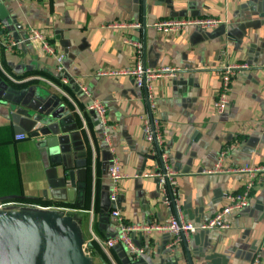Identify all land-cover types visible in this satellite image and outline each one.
I'll return each instance as SVG.
<instances>
[{
	"label": "crops",
	"instance_id": "0c3cea01",
	"mask_svg": "<svg viewBox=\"0 0 264 264\" xmlns=\"http://www.w3.org/2000/svg\"><path fill=\"white\" fill-rule=\"evenodd\" d=\"M205 18L221 24L209 31L155 28L161 21ZM130 24L139 27H124ZM32 27L65 55L62 74L56 59L30 42ZM125 39L142 45L146 67L177 73L156 78L149 88H137L127 74L115 75L137 61L136 49ZM235 64L247 68L234 76L227 110L218 114L213 104L220 73ZM4 72L22 82L13 83ZM40 77L59 80L54 83L69 98ZM0 78L19 92L34 89L61 99L51 122L27 115L35 103L25 100L27 93L15 94L18 103L0 101V205L64 214L88 243L91 264L253 262L264 242V173L255 181L249 206L229 216L230 230L200 231L173 248L168 235L135 233L134 245L143 254L117 245L109 259L95 238L106 241L118 234L109 217L112 155L103 143L102 126L87 107L99 101L107 109L115 157L125 174L117 201L125 222L144 225L176 215L174 205L162 203L159 181L140 177L164 169L145 141L143 115L160 124L166 164L177 173L181 216L196 225L210 220L225 205L224 195L241 191L248 181L240 173H208L221 151L228 149L226 169L264 166V0H0ZM51 123H58L59 135L34 136L36 126ZM20 133L27 138L17 140ZM52 136L66 138L67 152L60 153L67 155L66 163L52 161L46 147L39 146Z\"/></svg>",
	"mask_w": 264,
	"mask_h": 264
},
{
	"label": "built area",
	"instance_id": "2783aa9c",
	"mask_svg": "<svg viewBox=\"0 0 264 264\" xmlns=\"http://www.w3.org/2000/svg\"><path fill=\"white\" fill-rule=\"evenodd\" d=\"M221 24L220 20L214 18H205V19H182V20H169L161 21L155 25V28L158 31L168 33V32H177L183 28L189 26L196 27L202 30L209 31L214 29ZM139 27V24H130L124 25V27ZM30 42L35 44L38 47V51L46 56H51L56 59L57 62V72L62 74L64 72V58L65 55L59 53L55 47L51 44L49 38L39 29L32 27L29 31ZM124 42L137 51V61L134 67L127 70L126 72L115 73L127 74L133 80L137 88H149L151 82L158 77L163 75L174 76L177 73V69L174 68H161L158 70H153L146 67L142 61V45L138 42H133L129 39H125ZM11 46H14L12 43ZM246 65H228L225 66L220 73L221 76V89L218 93V98L214 102L213 107L218 114H224L227 110L229 104V94L232 89L233 78L241 69H246ZM5 76L12 81L13 83L19 84V79L14 78L9 75L7 72H4ZM101 75H107L102 73ZM50 84L54 88L58 89L64 96L68 97L67 94L61 89L60 86L51 82L46 78H38ZM63 82L67 83L68 81L62 78ZM87 93V91H86ZM69 98V97H68ZM88 111L93 112L99 124L102 126V138L103 143L112 155L111 164L108 169V176L111 183L110 188V201L112 204L110 210V221L118 228V234L106 241H101L98 238H95L100 249L108 256L110 259V251L117 245H122L128 251L133 253L136 256L142 255L143 250L138 249L133 242L132 235L135 233H160L163 235H168L171 237V248L175 246H180L184 241L188 240L192 235L200 231H211V230H230L231 223L228 221L229 216L234 213L243 211L249 206L251 192L254 189L255 181L258 178L259 174L264 173V166H251L245 164L239 168H229L226 169L223 166L225 157L227 156L228 149L221 151L219 155L218 162L215 165L213 170L208 171V173H240L248 177V181L245 183L243 189L239 192L227 193L224 195L225 205L208 221L200 223L198 225L186 220L183 218L178 210V203L175 199L177 187V173L168 168L166 164L167 154L164 148V141L161 133L160 124L156 119H153L152 116L143 115V133L145 141L149 146V151L152 156H157L162 159L163 162V171H148L144 172L140 177H153L159 181V186L163 192L162 203L166 207H171L174 205L176 207V215H171L163 222L158 223H147L144 225H133L125 222L124 217L122 216L120 210L117 207V201L119 197V185L121 181L125 178V174L122 171L121 164L119 160L115 157V149L112 145L111 137L109 135V125L107 117L106 106L99 101H92L88 107ZM152 110V106H151ZM39 127L36 126L34 131ZM27 138V134L20 133L16 135L17 140H23ZM138 177V176H137ZM170 192V193H169ZM2 206V205H0ZM169 246V247H170ZM264 252V242L260 247L256 257L254 258L251 264H261L262 262V253Z\"/></svg>",
	"mask_w": 264,
	"mask_h": 264
},
{
	"label": "water",
	"instance_id": "95a60500",
	"mask_svg": "<svg viewBox=\"0 0 264 264\" xmlns=\"http://www.w3.org/2000/svg\"><path fill=\"white\" fill-rule=\"evenodd\" d=\"M35 101L28 107L27 115L37 122L48 118L51 122L56 118L53 114L61 99L56 95L36 93L34 89L19 92L14 86L0 78V101L18 103L15 94ZM19 97V98H20ZM49 129V131H46ZM59 135L58 123L41 126L36 130L35 137H46L50 133ZM60 145L62 148H60ZM39 146H45L52 161L67 162L68 142L64 136H52L41 140ZM110 202V194H108ZM112 205V204H111ZM64 214L41 208L0 206V264H91L88 243L81 239L78 227L66 223Z\"/></svg>",
	"mask_w": 264,
	"mask_h": 264
},
{
	"label": "trees",
	"instance_id": "16d2710c",
	"mask_svg": "<svg viewBox=\"0 0 264 264\" xmlns=\"http://www.w3.org/2000/svg\"><path fill=\"white\" fill-rule=\"evenodd\" d=\"M52 79V81L53 82H55V83H57V84H59L60 83V81L59 80H57L56 78H51ZM24 201H28V202H30V203H36L37 201H35V200H28V199H26V200H24ZM107 259V258H106ZM108 262H109V260H108ZM110 263V262H109ZM111 264V263H110Z\"/></svg>",
	"mask_w": 264,
	"mask_h": 264
}]
</instances>
